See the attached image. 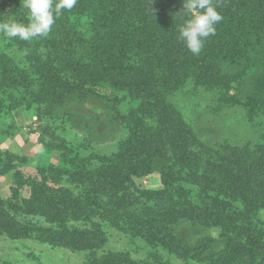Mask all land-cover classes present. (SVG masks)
I'll list each match as a JSON object with an SVG mask.
<instances>
[{"label": "rangeland", "instance_id": "374dc122", "mask_svg": "<svg viewBox=\"0 0 264 264\" xmlns=\"http://www.w3.org/2000/svg\"><path fill=\"white\" fill-rule=\"evenodd\" d=\"M118 1L83 0L79 3L83 9L100 12L103 19L90 26L87 17L86 21H79L77 31L74 28L65 36L94 49L87 59L78 60L76 69L82 83L81 94H88L91 99L84 98L71 105L67 115L61 112L60 117L54 119V115L49 118L41 114L46 97L45 101L36 102L17 96L14 101L19 109L0 115V199L5 203L4 212L13 218L17 228L28 225L32 230L28 236L11 239L0 228V264H90L94 258L109 253L125 254L136 264H223L216 262L215 252L209 261L198 262L182 254L183 250L181 257L176 256L166 248L149 246L121 232L107 218L112 216L111 207L97 209L99 200L101 204L106 201L102 192V196L93 195V191H98L96 179L103 176L98 169L108 176L113 191L129 194L132 206L136 198L134 207L142 212L150 213L164 204V173L174 180V200L186 193L197 206L205 197L220 200L215 219L197 223L200 227L178 226L176 234L180 238H189L192 231L212 238L225 236L229 247H233L231 238L237 235L236 227L251 224L264 231V166L258 167L252 159L256 146L264 143V115L259 113L250 118L243 107L227 102L223 98L224 90L215 84L207 91L188 87L163 94L160 101L150 98L157 78L145 81L143 76L156 69L151 60L164 51L163 42L170 24L164 26L157 12L141 7L129 14L125 11L126 17L119 13L109 15ZM178 2H182L183 9V0ZM93 4H99L100 10L89 9ZM9 5L6 2L5 7L0 6V22L22 23L14 17ZM181 8L180 11L185 12ZM65 17L56 20L60 27L65 26ZM150 20L155 22L152 31L158 29V35L146 37ZM172 32L177 29L171 28L169 34ZM50 33L60 35L58 30ZM48 39L49 35L31 41L0 35V75L28 71L32 67V58L27 57L31 51L29 44L38 45V51L43 52ZM254 45V60L244 69L246 73L254 69L252 64L259 62L256 56L264 49ZM225 70L229 71L221 67L218 73ZM133 76L135 79L137 76L138 83L131 78ZM66 77V81L73 84L70 88H74L72 76ZM234 92L233 89L231 94ZM98 95L111 100L99 101ZM11 102L3 97L4 109ZM111 109L120 115L117 124L105 116ZM136 110L140 111L133 115ZM134 127L171 135L172 154H168L170 161L163 173H143L148 166L146 158L153 156V150L140 144L129 152L121 151ZM62 144L65 151L57 149V145ZM227 146L248 148V158H241L245 160L242 167L231 165L222 157L223 148ZM155 147L163 150L162 145ZM135 154L139 157L138 163L131 166L134 163L127 156ZM216 184L226 185L228 194L224 195L223 187L217 190ZM86 191L89 194H85ZM32 198L36 199V205L29 213L25 212V205L32 202ZM64 198L69 200L70 210L61 215L57 207ZM75 201L80 205H74ZM13 203L15 211L8 208V204ZM43 205L45 210H42ZM72 207L78 208L76 213ZM92 224L105 238L104 245L94 251H72L65 243L48 244L44 236L39 237L41 231L47 233L45 230L61 235L59 232L68 229L88 230ZM255 253L250 252L252 256Z\"/></svg>", "mask_w": 264, "mask_h": 264}, {"label": "trees", "instance_id": "16d2710c", "mask_svg": "<svg viewBox=\"0 0 264 264\" xmlns=\"http://www.w3.org/2000/svg\"><path fill=\"white\" fill-rule=\"evenodd\" d=\"M82 1L78 0L77 5L71 11L63 13L62 16H66L65 21L67 24L65 23V26L60 27L55 22V29L52 30H58L60 35L49 33L50 39L45 43L43 52L38 51V45L32 47V44H29L30 49L28 50L31 51L29 55L27 54V57L32 58V67L28 71L20 74L9 72L0 75V115L2 112L7 113L14 109H19L16 101H14L17 96L36 102L45 101L46 97V104L40 109L41 114L43 113L49 118L54 115V119H58L61 112L67 115L71 105L84 98L91 99L88 94H85L86 96L81 94L80 87L82 83L78 76L79 72L76 69L78 60L87 59V55L94 49L92 47L87 48L84 44H77L70 38H65L66 35L73 32L72 29L75 28L77 31L79 21H86L87 17H89L87 22L92 26L97 20L103 19V15H100V12L89 11L88 8L83 9L82 4H79ZM257 1L213 0L216 10L222 15L223 20L216 25L215 35L206 39L204 47L198 55H193L178 38L179 27L187 19L186 12L180 11L182 2L179 3L178 0H164V2H161V0H119L115 2L114 11H109V15H117L118 13L125 15V11H128L127 13L129 14L134 8L139 9L141 7L142 10L157 12L160 15L158 20L164 26L170 24L167 36L163 42L164 51L158 55V58L151 60L154 63L153 67L156 69H152L149 72L150 75L143 76L145 81L157 78L153 82V91L149 94L150 98L160 101L163 94L188 87L207 91L215 84L218 87H222L224 90L223 98L227 102H233L234 105L243 107L246 113L250 115V118H253L259 113L264 115V49L256 56L259 57V62L252 64L254 69L250 73L244 71L247 65L254 60L252 56L255 51L254 44L264 47V0ZM6 2L10 4L9 10L15 18L22 23L23 21L24 23L28 22L27 10L23 8L22 0H0V6L2 8L5 7ZM99 6V4H93L89 9L97 8L100 10ZM250 7L251 9H249ZM149 23L145 36L147 37L149 34L150 36L158 35V29L152 31V25L155 22L150 20ZM171 28L173 30L176 28L177 32H172L170 35L169 30ZM65 31H68V33H64ZM61 33L63 37H60ZM221 67H226L229 71L225 70L226 72L224 71L222 74L218 73ZM158 74H160V78H158ZM67 75L72 76L71 82L74 83V88H70L73 84L66 81ZM131 78L138 83L137 76L136 79L135 76ZM233 89L235 92L231 94ZM3 97L12 101L11 104L7 105V109H4L2 105ZM97 99L99 101L111 100L101 98L99 95ZM109 106L111 108L113 103ZM27 108L29 109L30 106L27 105ZM40 110L37 111L38 114ZM139 111H134L133 115ZM114 113L116 114L111 109L105 116L109 117L110 120H115L117 124L120 115L116 114L115 117ZM153 130L146 127H140L139 129L134 127L129 133L130 139L126 141L121 149L122 152H129L141 144L143 148L145 147V149H151L155 152L153 156L146 158L148 166L143 173H163L166 170L167 163L170 161L168 154H172L171 135L156 133ZM155 145H162L163 150H157ZM57 149L65 151L64 144L57 145ZM223 150L224 155L222 157L225 161H229L231 165L238 167H242V163H245V160L241 158H248L249 155L247 147L235 149L232 146H227ZM127 157L134 163L130 165L136 166L135 164L138 163L139 157L136 154ZM252 159H255L258 167L264 166V143L256 146L252 153ZM98 171L103 175L95 181V187L100 192L93 191V195L102 196V192L106 201L101 204L102 200H99L100 203L97 209L106 206L111 207L112 216H107V218L126 235L137 237L149 246L166 248L176 256H180V252L183 250L182 254L186 253V256H190L198 262L209 261L211 254L215 252L214 259L218 263L264 264V231L261 227L257 228L251 224L236 227L235 231H237L238 236L235 235L231 238L233 247H229L228 238L225 236L212 238L209 235L196 234L193 231L189 234V238L177 236L176 228L178 226L183 227L193 224V226L198 227L200 224L197 223L215 219L216 214L214 213L221 206L218 203L220 200L214 201L212 198L205 197L203 199L204 202L201 203L203 205L197 206L192 204L190 201L192 196L187 193L184 196H178L177 200H174L172 198L174 180L164 173L163 183L166 188V191L163 190L165 195L164 204L150 213L142 212L134 207L137 203L136 198L135 204L132 206L133 202L130 201L129 194H120L113 191V188H110L109 180H107L108 176L102 173L100 169ZM16 175L19 177L17 173ZM206 186H210V184ZM216 186L217 190L223 187L224 195L228 194L226 185L216 184ZM89 188L90 185L88 184L87 190ZM85 194H89V192L86 191ZM251 194L255 201V196L253 193ZM34 200L36 199L32 198V202L26 203L25 212L29 213L34 208L36 205ZM4 204L0 199V228L4 229L3 231L11 239L28 236V233L32 231L30 227L23 225L17 228L13 218L4 212ZM69 205V200L64 198L58 205L57 210L61 215L65 214L70 210ZM74 205L79 206L80 204L75 201ZM9 207L11 211L16 210L15 204H8ZM43 209L45 210V205H43ZM77 209V207H72L73 213H76ZM45 214H48V211ZM45 232L47 233L41 231L39 237L44 236L43 239L48 244L60 245L65 243L67 244L66 247L73 249L72 251H94L105 243L102 232L93 224L88 230L68 229L67 231L59 232L61 235L53 232L50 234V231L47 230ZM238 251L241 253H238ZM252 251L257 253L252 256L250 254ZM90 264L136 263L130 261L125 254L109 253L99 258H94Z\"/></svg>", "mask_w": 264, "mask_h": 264}, {"label": "clouds", "instance_id": "9594fccd", "mask_svg": "<svg viewBox=\"0 0 264 264\" xmlns=\"http://www.w3.org/2000/svg\"><path fill=\"white\" fill-rule=\"evenodd\" d=\"M77 3L78 0H22L28 22H0V35L23 41L46 38L56 20ZM183 4L187 19L179 27L178 38L193 55H198L206 39L215 35L216 25L223 17L216 10L213 0H183Z\"/></svg>", "mask_w": 264, "mask_h": 264}]
</instances>
